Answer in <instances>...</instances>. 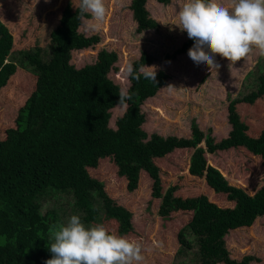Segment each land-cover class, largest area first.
I'll use <instances>...</instances> for the list:
<instances>
[{"label": "trees", "instance_id": "trees-1", "mask_svg": "<svg viewBox=\"0 0 264 264\" xmlns=\"http://www.w3.org/2000/svg\"><path fill=\"white\" fill-rule=\"evenodd\" d=\"M147 1L131 2L139 32L159 27L146 7ZM77 11L70 5L64 8L60 23L51 32L55 47L49 61L38 53H26V60L39 74L36 89L18 110L16 126L9 127L0 138V264H44L51 258L49 228L58 225L60 215L56 208L45 213L42 210L41 199L50 194L71 193L84 222L97 221L102 210L106 219L118 222V234L131 232L133 212L111 197L105 182L89 172V167L96 168L104 157L114 161L118 175L127 179L129 191L139 187L142 172L149 175L151 195L161 199V217L169 218L179 210L193 212L178 239L191 248L187 232L197 236L200 264H250L257 260L254 255H245L242 260L231 258L225 236L230 230L251 227L264 216V186L251 195L231 184L219 168L209 163L206 153L244 147L260 156L264 166V128L258 136L250 135L248 124L237 110V104H253L264 96V74L259 76L257 89L242 97H230L228 119L232 128L219 142L212 127L206 133L196 120L191 122L189 137L149 134L143 128L146 115L142 104L166 83L168 73L162 70L157 71L155 83L143 76L139 82L130 80L133 99L113 128L112 109L118 103L121 86L109 73L116 69L119 55L102 49L94 63L80 68L71 63L74 50L92 47L101 40L99 34L88 36L79 31L82 20L76 17ZM193 43L188 38L166 59L187 52ZM13 44L12 32L0 20V92L17 71V64L8 60ZM151 62L153 56L143 52L133 65L139 68ZM203 141L205 146L201 145ZM177 148L193 149L189 174L205 179L215 193H226L235 201L233 207H222L207 194L179 196L176 184L164 188L156 159Z\"/></svg>", "mask_w": 264, "mask_h": 264}, {"label": "rangeland", "instance_id": "rangeland-1", "mask_svg": "<svg viewBox=\"0 0 264 264\" xmlns=\"http://www.w3.org/2000/svg\"><path fill=\"white\" fill-rule=\"evenodd\" d=\"M132 0H105L106 16L98 29L94 21H82L79 31L85 35L99 34L101 40L96 45L72 52L71 63L77 68L94 63L102 49L116 51L119 59L116 69L109 77L121 87L130 86L124 75L127 65L139 59L143 52L149 53L154 62L146 66H157V71L168 73L166 83L157 94L142 104L146 115L143 128L149 133L161 135H191V122L196 120L206 133L213 129L216 141L226 138L232 128L228 119L230 97H242L257 89L259 76L264 74V56L254 50L247 58L235 64L216 56L217 70L212 72L207 65H197L188 56V51L166 59L167 55L181 48L188 39L186 32L179 27L178 9L184 0H170L163 3L148 0L146 7L151 17L159 23L157 29L137 31V22L131 9ZM228 6L232 0H218ZM79 0H0V20L14 36V44L8 60L17 64L16 73L0 92V138H4L9 127L16 126L18 110L28 96L36 89L38 72L26 60V53H38L44 61L52 57L55 43L51 32L60 23L64 8L76 6ZM74 8V7H73ZM75 9V8H74ZM170 61V63H169ZM171 85L175 89H169ZM126 109H112L110 126L116 128V120ZM237 110L248 126V133L258 136L264 128V96L253 104L241 102ZM201 145L205 146L203 141ZM193 149L177 148L165 157L157 158L161 168L164 188L176 184V194L186 197L207 194L211 201L222 207H233L226 193H215L205 179L189 174ZM210 164L219 168L229 182L241 186L251 195L264 186V166L262 159L244 147H232L215 153H206ZM92 176L103 180L109 195L119 204L133 212V229L125 234L142 244L141 264H200L199 240L193 232L187 237L192 241L191 248L184 247L178 235L192 218L193 212L174 211L169 218L158 214L161 199L153 198L152 179L142 172L139 187L127 189V179L118 175V167L111 158L104 157L96 168L89 167ZM96 196V193L92 194ZM42 210L56 208L60 220L66 223L72 215L80 213L75 209L74 199L69 192L46 195L41 199ZM101 216L93 223L103 224L111 232L118 234V222ZM225 243L231 258L242 260L245 255H254L257 260L250 264H264V216L253 225L230 230ZM218 264H224L218 262Z\"/></svg>", "mask_w": 264, "mask_h": 264}, {"label": "clouds", "instance_id": "clouds-1", "mask_svg": "<svg viewBox=\"0 0 264 264\" xmlns=\"http://www.w3.org/2000/svg\"><path fill=\"white\" fill-rule=\"evenodd\" d=\"M73 7L78 19L94 21V29L107 11L105 0H79ZM177 14L179 24L174 25L194 41L189 58L197 65H207L211 72L219 68L217 55L232 64L254 50L264 56V0H232L228 6L218 0H184ZM156 74L155 65L137 68L129 64L124 69L125 77L137 82L143 76L155 83ZM133 95L127 86L121 87L116 107L126 109ZM49 234L52 242L47 247L52 255L44 264H141L144 259L141 242L111 232L103 224L85 225L78 215L51 226Z\"/></svg>", "mask_w": 264, "mask_h": 264}]
</instances>
